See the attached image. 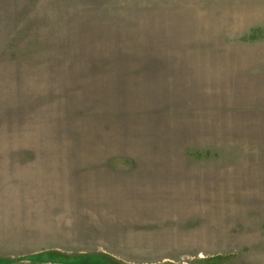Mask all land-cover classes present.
Instances as JSON below:
<instances>
[{"label":"rangeland","instance_id":"374dc122","mask_svg":"<svg viewBox=\"0 0 264 264\" xmlns=\"http://www.w3.org/2000/svg\"><path fill=\"white\" fill-rule=\"evenodd\" d=\"M264 264V0H0V264Z\"/></svg>","mask_w":264,"mask_h":264},{"label":"water","instance_id":"95a60500","mask_svg":"<svg viewBox=\"0 0 264 264\" xmlns=\"http://www.w3.org/2000/svg\"><path fill=\"white\" fill-rule=\"evenodd\" d=\"M16 264H19V263H16Z\"/></svg>","mask_w":264,"mask_h":264}]
</instances>
